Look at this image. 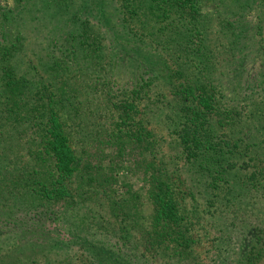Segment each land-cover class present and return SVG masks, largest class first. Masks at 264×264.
Instances as JSON below:
<instances>
[{
	"label": "trees",
	"instance_id": "obj_1",
	"mask_svg": "<svg viewBox=\"0 0 264 264\" xmlns=\"http://www.w3.org/2000/svg\"><path fill=\"white\" fill-rule=\"evenodd\" d=\"M12 1L0 0V264H65L71 256L73 242L33 215L82 193L87 176L73 186L84 165L68 131L88 109L80 94H96L111 71L141 64L126 102L136 109L150 101L173 116L191 189L216 192L202 211L225 241L196 252L170 178L153 164L136 195L131 185L122 202L110 197L127 251L109 257L91 243L92 264H261L264 235L243 245L246 235L235 238L224 213L244 187L264 190V0H46L43 8ZM35 7L46 16L36 15L46 61L31 58L27 67L24 42L35 26L26 15ZM98 192L87 191L94 204ZM29 234L36 244L24 252L19 237Z\"/></svg>",
	"mask_w": 264,
	"mask_h": 264
},
{
	"label": "rangeland",
	"instance_id": "obj_2",
	"mask_svg": "<svg viewBox=\"0 0 264 264\" xmlns=\"http://www.w3.org/2000/svg\"><path fill=\"white\" fill-rule=\"evenodd\" d=\"M29 1L37 8H43L42 5L46 3V0ZM36 7L33 13L26 15V19H32L35 26V29L31 27V30L26 32L24 42L26 54L22 57L26 58L27 67L31 58L33 62L46 61L43 44L37 39L46 28L38 22L36 15L43 20L46 16L43 17L42 12H37ZM245 49L246 53L250 50L249 47ZM127 57L124 55L120 58L122 63H125ZM246 63L254 66L252 68L258 65L251 56L246 58ZM143 67L141 64V67L131 66L126 70L122 68L120 71H111L107 81H101L100 90L96 94L89 88L85 95L80 94V101L86 104L84 107L88 109L86 113L83 112L81 116L70 120L68 126V131L73 137L72 144L82 156L84 165L82 175L74 179L73 186L79 183L78 180L82 176L86 175L87 180L82 183V193L75 196L74 203L52 204L51 212L45 206H38L32 219V222L43 219L46 229L52 231L53 235L73 242L71 256L65 264H92L93 257L88 252L89 245L94 249L91 243L98 249H106L104 254H109V257L116 256L120 246L127 251L128 248L122 245L119 237V224L110 212V197L112 195L119 199L118 202H122L124 197L136 195V191L144 182L146 168L153 167V164L157 170L170 178L182 212L192 229L196 252L200 256L205 255V251L215 249L225 241L210 230L208 218L202 211L209 206L203 199L208 197L215 201L216 192L205 188L191 189L192 179L186 173L188 167H185L187 163L181 152L177 136L178 125L173 116H167L165 109H157L150 101H141L136 109H131L126 102L125 90L132 87L131 81L139 79V72ZM128 78L130 81L125 82ZM161 91H167L164 85ZM89 174L97 179L89 181ZM232 185L235 187L233 192L240 190L234 178ZM130 188L131 194H128ZM89 190L99 191V204L90 200L91 197L87 193ZM227 191L223 189L221 195ZM242 192L243 196H239V200L234 199L224 214L228 215V226L235 238L236 235L245 234L247 238L242 244L249 246L258 234L264 235V190L258 185L249 192L247 187H244ZM193 195L200 200L199 205L194 202ZM238 215L242 218L241 221ZM109 222L112 223L111 227ZM245 223L248 224L247 227L240 231ZM19 238L22 239L19 244L24 252H29L33 244H36L32 234ZM235 243L234 239L231 248L237 247ZM261 254V264H264V249ZM155 261L158 264L164 263L161 258Z\"/></svg>",
	"mask_w": 264,
	"mask_h": 264
}]
</instances>
